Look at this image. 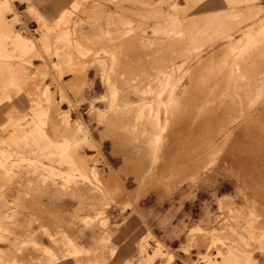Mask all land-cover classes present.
Segmentation results:
<instances>
[{
	"label": "rangeland",
	"instance_id": "rangeland-1",
	"mask_svg": "<svg viewBox=\"0 0 264 264\" xmlns=\"http://www.w3.org/2000/svg\"><path fill=\"white\" fill-rule=\"evenodd\" d=\"M40 1L0 3V43L10 54L0 58V125L3 124L0 147L7 153L3 158L0 156V264H38L45 260L42 245L35 243L37 232L32 230L38 227V232L47 235L59 249L58 259L50 264H88L90 260L110 264L118 228L110 222L111 209L123 205L136 214L141 201L154 199L165 203L175 197L192 200L200 191L214 197L217 204L210 210L206 223L189 225L173 246L146 231L124 264H169V254L174 255L170 264H264V157L259 160L256 177L251 166L237 162L223 164L226 149L221 98L224 89L230 90L226 78L234 66L236 70L232 72L239 75L255 71L264 74V0H96V3L72 0L71 4H76L64 8L70 12L68 24L63 27L68 32L76 24L82 27L83 32L77 37L82 41L84 53L73 44L53 48L57 32L50 35V49L44 47L35 31L39 18L34 3ZM23 2L25 6L18 5ZM30 20L33 22L29 23ZM9 26L15 33L31 36L40 55L33 51L20 60L9 42L15 35ZM115 39L119 41L115 43ZM102 55L116 56L115 69L108 70V74L116 82L117 94L128 95L129 103L114 107L120 109L123 119L108 116L112 110L109 86L102 82L100 68L90 66L95 56ZM43 87L48 88L51 103L44 104L43 98L36 95V90ZM252 88L244 103L242 97L236 98L240 104L231 109L236 115L250 111V116L231 125L240 123L243 128H257L264 135V88ZM234 89L236 94L241 93L240 86ZM54 106L57 113L68 111L69 122L35 117L37 109L49 111ZM142 109L144 112L139 116ZM95 110H101L103 116L98 118ZM156 113L162 124L175 129L168 136L162 133L158 144L161 149L169 138L170 151L162 157L169 163L160 166L164 167L160 175L153 176L150 182L144 180L139 186L134 181L135 170L145 173L149 158L135 159L131 165L134 174L121 175L122 160L112 155V140L100 141L99 134L105 129L130 144L135 137L129 126L133 120L147 122ZM184 122L188 123L187 133L179 132ZM34 126L43 127L44 132L31 134L29 129ZM87 133L98 143L103 157L85 141L72 139L69 147L64 145L66 139ZM227 138L234 139L228 135ZM48 140L61 144L60 148H47ZM159 153L162 154L160 150ZM138 154L135 152V156ZM233 154L241 153L233 151ZM64 159H72L73 164ZM51 167L55 168L54 174L48 171ZM66 172L71 174L70 181ZM85 188L89 192L81 199L77 194ZM67 203L75 204L71 213L60 209ZM104 215L106 224L85 220ZM78 225L83 228L80 232L98 230L100 240L96 248L101 240L103 247L98 246L97 251L95 247L89 248L90 253L77 261L64 259L62 252L72 248L66 241L72 239L77 243L67 231ZM26 232L29 237H25ZM211 233H217L219 239L209 249ZM160 245L162 254H153V249ZM2 250L7 251L6 255Z\"/></svg>",
	"mask_w": 264,
	"mask_h": 264
},
{
	"label": "bare ground",
	"instance_id": "bare-ground-1",
	"mask_svg": "<svg viewBox=\"0 0 264 264\" xmlns=\"http://www.w3.org/2000/svg\"><path fill=\"white\" fill-rule=\"evenodd\" d=\"M4 1L8 2V1H11V0H4ZM4 1L0 0V3L4 2ZM99 1H101V0H99ZM99 1H98V3H99ZM109 1L110 0H108V2ZM229 1L231 2V0H229ZM93 2L96 3V0L93 1ZM69 4L71 5L70 6V8H71V7L75 6L76 2H73L72 4L70 2ZM111 5H113V4L111 3ZM104 6H105V8L107 7L106 3H105ZM64 8H62V10L59 12V14L56 17L52 18V19H49V18L45 17L38 9L37 10V14L38 15L36 17L39 18V20L37 21L38 26H37L35 31L40 36L42 41H44V43H45L44 47H46V49H50V47H51L49 45L50 40H51L50 39V37H51L50 35L53 34V32H55V33L57 32L54 35V37L56 39V42H55L56 44H55V47H53V48L58 50L61 47L65 46L66 44L67 45H72L73 44V46H75L79 52L84 53L85 49L83 48V46L81 44L82 41L80 42L79 38L77 37L80 34H82V32H83L82 31V27H79L76 24L74 27L72 26V28H71L72 30H70L69 32H68L67 29L66 30L64 29L65 27H63V25L68 24V20H69L68 19V17H69L68 13L70 12L69 9H64ZM98 8H99V6H98ZM101 8H103V7L101 6ZM112 8H114V7H112ZM99 9H97V10H99ZM115 9H116V7H115ZM116 11H118V10L116 9ZM97 20L98 19L96 18V21H95L96 23H97ZM104 23H106V21ZM104 26L105 25H103V27ZM9 30L11 31L12 27L9 26ZM118 31H120V30H118ZM122 32H123V30H122ZM12 33L15 34V35H13V37H11L9 39V42H10V45L12 47V50L17 53V56H18V58L20 60H25L26 59L25 57H28L29 53H31L33 51H36L40 55L37 43L31 36L23 35V34H20V33H15V31H13V30H12ZM119 33L121 35V32H119ZM70 34H72V35H70ZM109 34L111 35L112 33L110 32ZM60 35H62V37H60ZM106 35H108V34H106ZM113 35L114 34H112V36ZM115 35H117V34L115 33ZM125 36H127V35H125ZM95 37H96V35H95ZM103 37H104V35H103ZM114 37H118V36H114ZM1 38L2 37H0V42H2ZM110 38H112V37H110ZM120 38L121 37H119V39ZM128 38H129V36H128ZM87 39H88V37H87ZM87 39H86V41H87ZM92 39H94V38H92ZM92 39H89V40H91L90 43L93 41ZM96 39H97V37H96ZM116 40L117 39H115V43L119 41V40H117V41ZM101 41H102V39H101ZM103 41H104V38H103ZM105 41H107V40H105ZM111 42H112V40H111ZM51 44H52V42H51ZM2 46L3 45L0 43V58L8 57L10 54L7 53L6 50H3ZM102 47L106 48V46H104V45ZM117 47H118V45H117ZM127 47H129V46H127ZM107 48H109V47H107ZM118 48H120V47H118ZM46 49H43V51L46 50ZM97 50H98V48H97ZM99 50H101V47H99ZM108 50H105L104 54H106L108 52ZM110 50H111V48H110ZM119 50L121 51L123 49H119ZM53 51H54V49H53ZM117 51H118V49H117ZM113 53L111 55H113ZM93 54H95V53H93ZM118 57H119V54H118ZM115 58H116V56H115ZM115 58L113 56H107V55L95 56L93 61L90 63V66H93V67L98 66L100 68V70L102 71V82L109 86V89H108V101L110 103V107H112V110H111V112L108 113V116L112 117V118H115V117L116 118H118V117L122 118L123 113L119 112L120 109H117V108H114V107L115 106L122 107V106L126 105L127 103H129V101H128V95L124 94V95L120 96L119 94H117L119 92V89L117 88V86L115 87L116 82L114 80H112L111 77L108 74V72H109L108 70L115 69L114 68L115 67V62H114ZM119 58H117V59H119ZM119 60H121V59H119ZM44 63L46 64L45 61H44ZM248 63L249 62H247L246 64H248ZM241 64H242V62H241ZM238 66L241 67L242 65H238ZM235 67L236 66H234V69H235ZM244 67H245V64H244ZM244 67H242V68H244ZM228 68H230V67H228ZM232 68H230V69H232ZM234 69H232V70H230L228 72V76L226 78V84H227V86H230V90L224 89V92H222V94H221L222 102H223V105H224L223 106L224 107L223 108V115H222V127H223V134H224L223 135V144H224V147L226 149L225 154L223 155V164H225V163L231 164L233 162H237V163L242 164V165H244V166H246L248 168H249V166H251L253 168V171L255 172L254 175L256 177L257 176V172H258V166H260L259 160H260V158L264 157V135L257 128H245V127L243 128V126L239 125L240 123L239 124L236 123V124L231 125L232 123H234V121H236V122L238 121L239 122L240 120L242 121V119L247 120V118L250 116L249 115L250 111L244 112L243 114L236 115V113L233 110H231V109L234 106H236L237 104H240L239 102H236V100H235L236 98H239V97L241 98L242 97V100H243L246 97H249V95H247V92H249L251 90H254L252 87L256 88V87L263 86V88H264V74H263V72L256 74L255 72H257V71H255V72H252V73H247L246 72V73H242V74L239 75V74H237V71H236V73L232 72ZM248 72H249V70H248ZM244 77H245V79H247L246 81H244V79H243ZM236 85L241 87V89H240L241 93H239V94L235 93L236 90L234 88H235ZM36 92H37L36 95L41 96L43 98V100H44L43 103L44 104H45V102H47V103H51L52 102L51 101L52 98L49 97L48 88H44L43 87L40 90L37 89ZM261 94H263V93H261ZM243 103H244V100H243ZM39 104L40 103H38L37 105H39ZM34 110H36V109H34ZM37 110L35 111L34 114H35V117H39L40 119H42L41 117L47 116V117H51L53 119H55V118L57 119L58 118L60 120L69 122L70 115L68 114L67 110L66 111L63 110V111H60V112L57 113L58 108L55 107V106H54V108L50 109L49 111H47L45 109L38 110V111ZM254 111H255V109H254ZM143 112H144V109H142L141 113H139V116H141L143 114ZM95 114H96V116L98 118L103 116V112L101 110H97L95 112ZM154 116L155 117L152 118L149 115V117L152 118V119L148 120L147 122H141L139 120V118H136L135 120H133L132 124L129 125L130 128H132L131 129V133L135 136L132 139V141H130L132 144L131 143L130 144L124 143L120 138L115 137L116 133L110 134L105 129H102L100 134H99L100 141L104 142L106 140H112V155L115 156V157L118 156L122 160V164L119 167V172L121 173V175H128L130 173H133L132 170H134V169L132 168L131 165H132V162L135 159L136 160H140V161H144V160L146 161L149 158L150 164L147 166L148 168H146V170L144 171L145 173L140 172V171L137 172L136 170H135V174L133 173L135 175L134 181L136 180L139 183V186L142 183L145 182L144 180L150 182V179L153 178V176H156V175L158 176L159 171L162 172L164 170L163 169L164 167H160V166H165L167 163H169L167 161L162 160V157L166 156V153H168L170 151L169 145H168V142H167V140H169V138H166L165 143L161 146V149H158V144H159V141L162 140V137H161L162 133L167 134V136H168V133H171V134L175 133V129H173V128L171 129V126L169 128V126L165 125V123L162 124V122L158 118L157 113ZM232 118H234V119L232 120ZM36 121H37V119H36ZM242 122H244V121H242ZM167 123H168V121H167ZM41 124H42V122H41ZM183 124L184 125L182 126V128H180L179 132L187 133V131H188L187 130L188 129V123L186 122V124H185V122H184ZM203 125H205V124H203ZM203 125H202V127H203ZM237 125H239V126H237ZM2 126H3V124L0 125V128H2ZM229 126L230 127L232 126V128H229ZM197 128L200 129V127H198V126H197ZM197 128H196V130H197ZM29 132L31 134H33V135H40V133H43L44 130H43V127H40V126H36L35 127L34 126L33 128L29 129ZM195 132L197 133V131H195ZM137 134H139V135L137 136ZM227 135L229 137L233 136L234 139L233 140H229L227 138L228 140H226V136ZM148 136H150V138ZM163 138H164V135H163ZM72 139L74 141H77V140L85 141V143L89 144L94 149L96 148L98 150L100 156L103 157V155H102V153H101V151L99 149L98 143L94 140V138L91 136L90 133H87V135H84L83 137H79V138L76 137V138H70V139L68 138V139H66L64 141V145L66 146V148L69 147L70 144H72V141H70ZM260 140H262L261 145H260ZM54 144H56V145H54ZM54 144L51 141L48 140V142L46 143V147L47 148H53V149H58L57 147L60 148L61 144L60 145H57L58 143H54ZM259 148L262 149L261 152H260ZM138 149H140V151H136ZM159 150L162 153L161 155L159 153ZM233 151H238L242 155L241 154L239 156L234 155ZM135 152L136 153L138 152L139 154L135 156ZM116 154H120V155H116ZM0 156L2 158H3V156H7L6 151L2 147H0ZM64 160L67 162V164H73V160L72 159H69L68 161L66 159H64ZM48 171H49L50 174H54L55 173V168L51 167V168L48 169ZM64 172L65 171H62V173H64ZM66 174H67V178L66 179L70 181L71 180V174L68 173V172H66ZM159 175H160V173H159ZM262 191H264V186H263V190ZM88 192H89V189L85 188L83 191L79 192V194H77V196H79V198L82 199L85 194H88ZM263 194H264V192H263ZM220 202L218 203V205L221 204ZM85 220L86 221L88 220L91 223H95L96 221H98L97 222L98 225L99 224L102 225V224H106L107 223V218H106L105 215L103 217H101L100 219H99V217H96V216L85 217ZM221 227L224 228V229L226 228L224 223L221 224ZM198 229H200L202 231L201 228H198ZM215 231L219 232L216 229H215ZM29 236L30 235L26 232L25 233V237H29ZM50 236H52V235H50ZM217 236H218L217 233H211V239L208 241L209 242L208 244H210V246H208L209 249H211L212 247H214L216 245L215 242L218 241V239H219V237H217ZM35 241L34 242L38 244L36 239H35ZM101 241L99 242L98 246L103 247V245L101 244ZM66 242H70L71 245H72V248H70L69 250H66V252H62V256L64 257V259H76V261H77L79 258H81V257L83 258V256H85L83 254L90 253L88 248H84V247H80V246L76 245L75 242L72 239H68ZM67 245H68V243H67ZM161 246L162 245H160V246L156 247L155 249H153V254H155V255L162 254V251L160 249ZM41 247L40 248L43 251V252L42 251L41 252L44 253L43 255H45L47 258L46 259L43 258L45 260L40 261V263L38 262V264H50L51 260L58 259L56 257V255H57L56 251H54L53 249H51L49 247H46V246H41ZM11 248H12V246H10V248L8 247L7 251H9ZM95 250L97 251V249H95ZM7 251L4 252L2 250L1 252L6 255ZM67 256H69V257H67ZM149 256L151 257L152 255L149 254ZM168 256H169L168 259H169L170 263H172L174 261V255L173 254H169ZM203 256L206 257L207 253H206V255L204 254ZM16 264H19V263L17 262ZM88 264H101V263L98 260H90V261H88ZM128 264H130V262Z\"/></svg>",
	"mask_w": 264,
	"mask_h": 264
},
{
	"label": "crops",
	"instance_id": "crops-1",
	"mask_svg": "<svg viewBox=\"0 0 264 264\" xmlns=\"http://www.w3.org/2000/svg\"><path fill=\"white\" fill-rule=\"evenodd\" d=\"M72 0H41L34 3L39 11L47 18L56 17L64 7H68ZM17 2V0H15ZM26 5L25 2L18 5ZM33 21H29L32 23ZM110 163V161H109ZM111 164V163H110ZM44 202V200H42ZM45 203V202H44ZM214 197L208 196L205 192H197V198L188 200L175 197L165 203L152 201L139 202L137 213H133L125 206L115 207L110 210V222L118 225L113 239L114 255L110 258V264H124L133 252V246L146 231H150L155 237L169 246L176 245L180 241V236L192 223H206L210 215V210L216 207ZM75 207L73 203H67L60 209L62 212L71 213ZM112 213H114L112 215ZM115 215V216H114ZM78 225L67 231V235L77 241L78 246L84 248H96L100 240L98 230H82ZM37 232L35 239L42 245L58 252L59 249L52 243L51 239L39 233V227L32 229ZM31 230V231H32ZM81 244V245H80ZM99 244V243H98Z\"/></svg>",
	"mask_w": 264,
	"mask_h": 264
}]
</instances>
